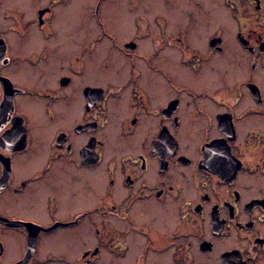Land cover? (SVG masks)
I'll list each match as a JSON object with an SVG mask.
<instances>
[{
	"label": "flooded vegetation",
	"instance_id": "flooded-vegetation-1",
	"mask_svg": "<svg viewBox=\"0 0 264 264\" xmlns=\"http://www.w3.org/2000/svg\"><path fill=\"white\" fill-rule=\"evenodd\" d=\"M104 2L0 0V264H264V0Z\"/></svg>",
	"mask_w": 264,
	"mask_h": 264
},
{
	"label": "rangeland",
	"instance_id": "rangeland-1",
	"mask_svg": "<svg viewBox=\"0 0 264 264\" xmlns=\"http://www.w3.org/2000/svg\"><path fill=\"white\" fill-rule=\"evenodd\" d=\"M79 2L84 4L85 10L82 6L80 7V14L84 16V19L78 26L66 27L63 30H66L64 37H102L101 29L89 23L91 17L89 8L94 0H79ZM104 5L109 7V18L104 22L105 28L113 37H132L133 35L142 37L145 36L148 25H150L149 29H152L150 22L153 8L158 7V0H105ZM122 64H124L122 60L114 61L113 59V65ZM100 66L97 65V67Z\"/></svg>",
	"mask_w": 264,
	"mask_h": 264
}]
</instances>
